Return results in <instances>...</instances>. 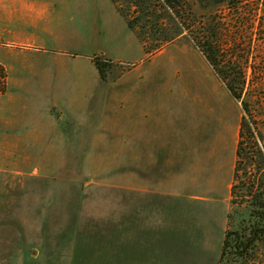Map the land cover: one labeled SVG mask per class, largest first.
Segmentation results:
<instances>
[{
  "label": "rangeland",
  "instance_id": "rangeland-1",
  "mask_svg": "<svg viewBox=\"0 0 264 264\" xmlns=\"http://www.w3.org/2000/svg\"><path fill=\"white\" fill-rule=\"evenodd\" d=\"M163 1L118 0L137 20L145 47L112 0H37L42 18L22 26L31 47L14 50L1 43L0 58L12 78L15 71L49 70L50 85L64 87L70 95H89V90L100 87L131 88L134 100L147 101V114L141 118L154 134L177 136L178 105L182 118L189 113L192 126L204 121L209 136L211 132L216 136L233 110L237 114L243 110L192 39L203 37L205 20L214 16L224 22L220 30L221 41L228 44L224 47L232 51L233 44L239 43L238 58L250 78L243 97L264 134V25L260 18L264 0H170L176 7L179 4L190 30L178 23ZM11 51L20 59L10 60ZM95 57L113 63L106 80L98 78ZM7 77L6 72V91H11ZM24 95L23 100L29 101ZM4 101L0 98V106ZM80 103L57 108L55 113L57 118L66 116L65 127L67 122L82 123L80 141H66V147L56 146L47 155L0 153V264H50L56 259L65 262L70 255L78 261L96 253L108 256L110 244L126 240L125 204L115 203L126 196L136 202L144 197L153 217L148 225L150 240L157 242L155 232L160 242L177 243V264H220L223 214L213 220L205 208H199L190 212L187 221L184 206L177 213V185H173L177 183L168 179L165 187L150 192H127L125 143L114 138L112 128L117 115L125 119L129 105L111 108L108 99ZM36 110L28 108L27 117ZM56 139L51 140L53 144L61 145L63 140ZM225 184L222 199L227 198ZM228 205L230 210V200ZM116 228L123 234L116 235ZM88 264L108 261L92 259Z\"/></svg>",
  "mask_w": 264,
  "mask_h": 264
},
{
  "label": "crops",
  "instance_id": "crops-1",
  "mask_svg": "<svg viewBox=\"0 0 264 264\" xmlns=\"http://www.w3.org/2000/svg\"><path fill=\"white\" fill-rule=\"evenodd\" d=\"M42 16L43 10L37 0H0V44L9 45L14 50L31 47L29 37L24 35L27 31L23 30L22 26H31ZM9 59L16 61L20 59V56L15 51H11ZM92 62L94 63L93 59ZM0 64L5 67L7 80L12 88L11 91H5L0 95V98L5 100L0 106V153L2 155H47L51 153L48 150L56 146L66 147V141L83 139L82 123L67 122L65 127L62 122L67 120L66 116L55 117L57 108L79 107L80 101L85 99L95 102L108 99L111 108L127 103L129 107L125 111V119H120L117 115V119L114 120L115 128H112L114 138L124 140L125 143L127 192L139 189L142 192L146 190L150 192L151 189L165 187L167 179L172 180L177 183L173 184L177 185V213L184 206L188 216L187 221L192 210L205 208L211 214V219L215 220L223 214L227 223L228 203L231 198L239 130L243 116L241 109L239 114L234 113L233 110V115L228 117L223 131L220 130L221 133L214 136L211 132L209 136V128L204 121L201 125L198 123L192 126L189 113L186 119L182 118L177 105V136L154 134L146 127L145 119L141 118L142 115L147 114L145 109L148 107L147 101L134 100V90L131 88L117 86L104 90L100 87L89 90V95H70L68 91L65 93L64 87L55 88L50 85L52 74L49 70L15 71L12 78L5 60L0 58ZM97 75L100 80H106L101 76L99 69ZM24 94H27L30 102L23 100ZM232 104L235 105V102ZM28 108L37 110L27 117ZM123 135H125L124 138H122ZM54 137L63 140L61 145L53 144L51 140L55 139ZM39 142L41 146L37 148ZM34 149L44 151L34 152ZM165 173L174 174L167 176ZM223 182L226 183L227 188L224 193L227 195L225 199H222L221 194ZM115 203L125 204L126 240L124 244H110L109 254L106 257L96 253L94 257L88 256L91 260L77 261L73 255H70L65 262H58L56 259L49 263L88 264L92 259L98 261L105 258L108 264H177V251L180 250L177 243L160 242V234L155 232L152 235L157 236V242L150 240L151 233H149L148 225L153 217L149 211L150 208L146 206L144 197L136 202L133 197L126 196L124 201L119 199ZM118 232L120 233L116 235L123 234L122 231ZM221 248L222 243L220 262Z\"/></svg>",
  "mask_w": 264,
  "mask_h": 264
},
{
  "label": "trees",
  "instance_id": "trees-1",
  "mask_svg": "<svg viewBox=\"0 0 264 264\" xmlns=\"http://www.w3.org/2000/svg\"><path fill=\"white\" fill-rule=\"evenodd\" d=\"M112 1L125 18L127 25L138 32L146 47V38L139 30L137 20L130 18L118 0ZM163 2L166 8L172 10L178 23L184 29L190 30L191 27L179 9V4L176 7L170 0ZM147 13L148 11L143 12L144 16ZM141 18L139 17V20ZM260 18L264 25V14ZM223 26L222 19L212 16L204 22L203 37H192L189 33L230 94L241 102L243 110L231 186V206L227 214L220 264H264V134L259 127V121L252 113L250 102L243 97L249 87L250 78L245 65L238 58L239 43L233 44L232 51L224 47L228 44L220 39V30ZM168 41L166 39L165 43ZM165 43H160L153 49H159ZM94 62L101 76L106 79L112 61L95 57ZM5 80L6 70L0 64V93L6 91Z\"/></svg>",
  "mask_w": 264,
  "mask_h": 264
}]
</instances>
